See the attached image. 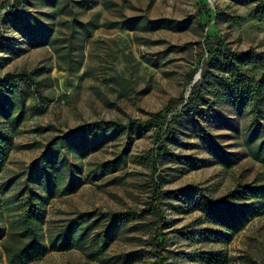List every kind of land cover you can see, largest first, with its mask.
<instances>
[{
	"label": "rangeland",
	"instance_id": "1",
	"mask_svg": "<svg viewBox=\"0 0 264 264\" xmlns=\"http://www.w3.org/2000/svg\"><path fill=\"white\" fill-rule=\"evenodd\" d=\"M16 2L18 15L7 14ZM221 44L261 54L244 74L264 79V0H0V130L11 143L0 227L9 231L31 206L46 239L80 213H135L98 259L71 249L30 264H125L129 253L139 258L129 264H156L157 232L165 264H264V102L256 120L251 103L208 95L213 78L200 83L212 103L206 118L182 113L209 48ZM158 111L176 119L168 140L156 129L73 135ZM203 139L231 165H219ZM42 156L46 164L30 169ZM212 204L248 206L254 217L224 235Z\"/></svg>",
	"mask_w": 264,
	"mask_h": 264
},
{
	"label": "trees",
	"instance_id": "2",
	"mask_svg": "<svg viewBox=\"0 0 264 264\" xmlns=\"http://www.w3.org/2000/svg\"><path fill=\"white\" fill-rule=\"evenodd\" d=\"M19 3L10 5L7 14L18 15ZM20 14V13H19ZM263 63L261 54H255L251 51L237 52L226 46L217 45L215 48H209L208 62L206 68L201 71L200 80L195 82L191 88L190 96L182 108V113L191 116L193 119H205L208 110L211 107V101L201 94V85L211 79V91L208 95H213L214 99L220 100L229 97L235 103L243 106L246 103L253 105L252 112L255 114L256 120L260 119V106L264 102V89L261 78L255 83H251L250 79L244 74L245 68L256 66ZM211 71L218 73V77L211 75ZM226 76V77H225ZM27 78V77H24ZM6 86L7 81H4ZM3 85V86H4ZM0 85V88L3 87ZM199 103L204 109L198 108ZM167 115L163 111L152 113L146 120H130L125 124L117 122H102L95 127L94 125L81 126L73 135L79 138H87L89 136H97L99 130L110 131L115 135L124 132L136 130L139 134L156 129L155 134L164 140L172 137L175 131L174 124L176 119L168 122ZM163 129H165L163 131ZM78 138V137H73ZM205 151L217 161L221 166L229 167L232 160L231 155L222 152L216 144L210 140H202ZM60 144H63L61 142ZM162 145V144H161ZM159 146L157 153L163 155L165 148ZM62 149V146L59 147ZM11 150V143L6 134L0 130V175L8 160ZM46 164V156L38 158L31 163L30 169L36 168L37 165ZM168 196H178V193H171ZM257 196L264 202V187L260 188ZM219 204V203H218ZM206 207V206H205ZM210 220L215 225L224 230L225 233H238L247 224H249L254 215L249 211L248 206H237L232 209H223L217 204L208 206ZM135 220V213L126 212L118 214H108L90 212L80 213L75 218L66 222L59 231L54 235H49L47 239L43 236L39 221L34 211V207H30L15 221L9 225V231L0 227V243L4 254L5 264H30L37 259L43 258L50 251H68L71 249L89 250L88 255L91 259L100 258L106 248L118 237L120 230L125 225ZM161 232H157L151 241L152 253L156 260V264H165V255L162 254L163 241L160 240ZM94 248V249H85ZM136 253H129L125 258V264L136 262Z\"/></svg>",
	"mask_w": 264,
	"mask_h": 264
},
{
	"label": "water",
	"instance_id": "3",
	"mask_svg": "<svg viewBox=\"0 0 264 264\" xmlns=\"http://www.w3.org/2000/svg\"><path fill=\"white\" fill-rule=\"evenodd\" d=\"M199 76L196 77V79L192 82V85L196 82Z\"/></svg>",
	"mask_w": 264,
	"mask_h": 264
}]
</instances>
